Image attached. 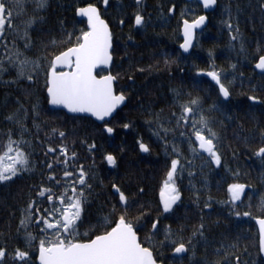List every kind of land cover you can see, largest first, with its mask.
<instances>
[{
	"label": "trees",
	"instance_id": "trees-1",
	"mask_svg": "<svg viewBox=\"0 0 264 264\" xmlns=\"http://www.w3.org/2000/svg\"><path fill=\"white\" fill-rule=\"evenodd\" d=\"M87 3H94L100 8L103 18L113 31L111 72L117 76V90H123L128 97L127 104L112 119L117 131L113 137H109L102 131L101 125L89 118L70 117L63 112L52 111L46 98L43 71L35 82L26 79L14 84L0 82V133H6L9 128L16 132V127L4 117L19 107V100L29 110L26 123L31 134L27 138L31 141L30 151L36 164L33 172L14 178L12 182L0 183V245H6L9 251L14 247L24 246L23 231L17 232L22 209L29 199L30 187L40 183L43 171L41 165L45 160L51 159V156L46 157L44 154L47 145L51 143L56 147L61 143L57 137L49 139L51 129L58 128L66 133L64 142L69 145L70 150L74 149L78 153L77 162L93 174L89 181L92 192L84 208L85 223L80 228L82 233L92 234L95 231L92 226L97 224L98 218L106 215L110 206L117 202L118 195L114 194L112 188V184L116 183L130 199H135L144 206V220L149 225L153 218L159 216L161 225L170 224L173 229L182 227V235L187 239L192 236L196 226L201 222L205 223L208 245L205 247L203 238L193 239L196 260L205 255L210 259H217L213 248L219 247V242L226 240L227 243L239 245L240 250L236 254L240 255L244 264H261L264 260L258 251L255 220L230 215L229 207L224 201L228 199L227 185L233 182L246 184L249 188L246 194L253 197V202H258L264 196V162L253 154L260 146L261 130H264V105L250 107L252 102L247 99L249 95L264 98V75L257 73L254 68L258 56L264 54L257 51L258 47H264V0H218L216 10L208 14V26L197 34L199 46L188 56H184L179 47L182 43L181 12L188 19L205 14L196 0H141L140 5H137L136 0H109L108 6L103 5L102 0H49L50 6L41 13L46 22L35 26L36 30L31 33L36 47L29 55L39 54L42 41L62 40L63 30L83 28L84 23L76 17V9ZM172 4L176 5V10L169 13L168 8ZM161 5L164 15L168 17L167 21L161 19ZM138 10L143 12L146 19L150 18L145 27H138L134 23V13ZM27 13L31 14V7L27 8ZM229 17L234 26L237 22L239 24L240 35L249 54L247 57L240 52L239 42H236L235 48L231 47L233 42L226 25ZM121 19L124 20L123 25L119 23ZM60 50L61 47H49V53H58ZM209 50L214 54L215 67L228 74L225 83L231 81L229 87L232 96L229 102L222 105L224 112L212 113L218 121L223 122L215 125L221 137V165L219 169L212 164L201 170L200 165L206 162L207 157L201 156L193 160L184 145L185 155L195 165V176L189 177L186 171L183 178L178 180L183 194L182 201L174 206L173 213H163L160 210L162 205L159 190L165 176L166 157L161 142L152 135L145 123L149 119L145 109L149 106L154 111L164 109L165 115L174 111L171 107L173 89L200 95L206 101L205 107L219 102L222 98H218L215 85L206 75L197 76L193 67L195 64L199 68L211 70L213 59L209 58ZM166 58L175 63L166 65ZM232 64L237 65L235 70L231 68ZM15 75V72H11L5 74L3 79H14ZM201 88L205 91H200ZM33 105H38L35 123ZM128 121L133 122V127L122 129L120 125ZM35 125H39V130ZM138 136H142L150 145V153H142L138 149L135 142ZM83 141L88 144L95 141L97 145L94 165L92 154ZM106 152L116 155V166L109 165L103 158ZM56 171L60 173L61 169L57 168ZM233 173L238 176L234 177ZM189 179L199 189V203L191 190ZM140 187L144 188L143 194L138 193ZM209 196L213 197L214 202L211 208H205L204 201ZM138 209L139 205L132 209V215H138ZM238 210L248 209L238 202ZM29 230L38 232L35 227H30ZM158 239L162 240L163 236L160 235ZM245 248L247 252L244 251ZM156 251L162 264H176L170 248L157 247ZM190 255L191 252L185 254L184 264H189Z\"/></svg>",
	"mask_w": 264,
	"mask_h": 264
},
{
	"label": "snow or ice",
	"instance_id": "snow-or-ice-1",
	"mask_svg": "<svg viewBox=\"0 0 264 264\" xmlns=\"http://www.w3.org/2000/svg\"><path fill=\"white\" fill-rule=\"evenodd\" d=\"M102 3L108 6L109 0H102ZM136 3L140 5L141 0H136ZM199 3L208 10L214 9L218 0H199ZM49 6V0H0V82L14 84L21 79L35 82L43 71L46 98L52 105L63 106L72 113L91 114L102 122V131L112 136L117 127L113 126L111 118L128 99L123 90H117V76L106 67L113 62V31L103 18L100 8L94 3H87L76 9L78 16L84 18L81 21L84 23L83 28H74L72 31L65 29L62 40L42 41L39 54L29 55L36 47L31 33L36 30L35 26L46 22L41 13ZM28 7H31V14L27 13ZM175 10V4L168 8L169 13H174ZM160 15L161 19L167 21L163 5L160 6ZM22 16L27 18L21 19ZM181 17L183 42L179 47L184 53L191 54L190 50L199 46L197 29L206 26L209 16L205 13L188 19L181 12ZM149 19L140 10L134 13V23L138 27H145ZM119 23L123 25L124 20L121 19ZM226 25L233 42L231 47L235 48L236 42H239L240 52L247 57L249 54L240 35L238 22L234 26L229 17ZM50 46L61 47L62 50L49 53ZM257 51L264 53V47H258ZM208 55L213 59L211 70L199 68L195 64L193 67L197 76L206 75L214 82V90L218 98H222L219 102L205 107L206 101L200 95L173 89L171 107L174 111L165 115L164 109L154 111L151 106L145 109L149 117L145 123L152 135L161 142L166 157L165 176L159 190L162 205L160 210L163 213H173L174 206L182 201L183 194L178 180L183 178L186 171L189 177L195 176V165L185 155L184 145L193 160L201 156L207 157L206 162L200 165L201 170L208 165H221V137L215 125L223 122L218 121L212 113L224 112L222 105L229 102L232 96L229 87L231 81L225 83L228 74L215 67L211 50ZM171 63L175 61L165 59L166 65ZM231 68L235 70L237 65L232 64ZM255 68L260 69L264 75V54L258 56ZM11 72H15V78L4 80V75ZM200 91L205 90L201 88ZM247 99L252 102L250 107L264 105V98L259 96L249 95ZM17 104L19 107L4 117L16 127V132L9 128L6 133H0V183L12 182L14 178H20L36 168L30 151L31 141L27 138L31 134L26 123L29 110L19 100ZM37 107L38 105L32 106L34 123L38 117ZM35 126L39 130V125ZM120 127L124 130L131 129L133 122H124ZM51 134L49 139L57 137L61 143L56 147L51 143L47 145L44 154L46 157L51 156V159L45 160L41 165L43 171L40 183L29 189V199L22 209L17 227L18 233L23 231L24 246H17L9 251L6 245H0V264H36V261L38 264H162L158 259L157 247L170 248L176 264H184L185 254L189 252V264H233V259L235 264H244L240 255L236 254L240 250L239 245L227 243L226 240L219 242V247L213 248L217 259H210L205 255L196 260L193 239L203 238L205 247L208 245L205 223L201 222L196 226L192 236L187 239L182 235V227L173 229L170 224L161 225L159 216L153 218L149 225L144 220V206L139 201L130 199L116 183L112 184V188L118 195L117 202L110 206L106 215L98 218L97 224L92 226L95 228L92 234L82 233L80 228L85 223L84 208L92 192L89 181L93 174L77 162L78 153L74 149L70 150L69 145L64 142V131L53 128ZM135 142L142 153H150V145L142 136H138ZM83 143L92 154L94 165L97 145L95 141L91 144L87 141ZM253 154L264 162V130H261L260 146ZM103 158L109 165H117L115 154L106 152ZM57 168L61 169L60 173L56 171ZM233 176L238 174L233 173ZM189 185L199 203V189L192 179H189ZM247 187L244 183H229L228 199L224 203L228 205L230 215L255 220L258 225V251L264 255V196L258 202H253V197L246 194ZM138 193L143 194L144 188H138ZM213 202V197L209 196L204 201V207L211 208ZM238 202L248 210H238ZM137 205L139 214L132 215L131 210L136 209ZM30 227H35L38 232L29 230ZM160 235L163 236L162 240L158 239ZM244 251L247 252V249Z\"/></svg>",
	"mask_w": 264,
	"mask_h": 264
},
{
	"label": "water",
	"instance_id": "water-1",
	"mask_svg": "<svg viewBox=\"0 0 264 264\" xmlns=\"http://www.w3.org/2000/svg\"><path fill=\"white\" fill-rule=\"evenodd\" d=\"M186 1H187V2H191L192 0H186ZM196 1H197V3L202 7V5L199 3V0H196ZM202 8H203V7H202ZM216 8H217V5L215 6L214 9H208V10H205V9L203 8V11H204V13H207V15H208V14L213 13V12L216 10ZM76 17H77V19H78L79 21H82V20L84 19V18H82V17H79L78 14H77V12H76ZM208 24H209V19H208V21L206 22V26H205V27H203V28H201V29H197V34L200 33V32H202V31L208 26ZM181 39H182V42H183L182 28H181ZM180 51H181V53H182L184 56H188V55H190L189 53H184L182 49H180ZM190 52H192V50H190ZM112 66H113V62H112V64H111L110 66H106V67H109L110 70H111V69H112ZM254 68H255V66H254ZM255 70H256L257 73L261 74V70H260V69H256V68H255ZM106 74H107V73H106ZM208 78L211 80L210 77H208ZM212 83L214 84L213 81H212ZM214 85H215V84H214ZM48 101H49V100H48ZM126 104H127V100H126V102H125L124 105H121L120 108L117 109V113H118V111H120L121 109H123V108L126 106ZM49 108H50L52 111H60V112H64L67 116H70V117H83V118H89V119H91L92 121H94L96 124H98V125H102V122H101V121L97 120L95 117L91 116V114H89V113H72V112H70L69 110H67L66 108H64L63 106L52 105L50 102H49ZM117 113H114V117L116 116ZM114 117H113V118H114ZM113 118H111V119H113ZM113 135H114V134H113ZM113 135H112V136H109V137H113ZM215 167H216V166H215ZM216 169H219V167H216ZM248 189H249V188L247 187L246 190H245L246 193H247ZM114 194H115V190H114ZM254 223H255L256 228H257V230H258V225L256 224L255 221H254ZM260 255H261V257H262L263 260H264V255H262V254H260ZM37 264H38V261H37Z\"/></svg>",
	"mask_w": 264,
	"mask_h": 264
}]
</instances>
